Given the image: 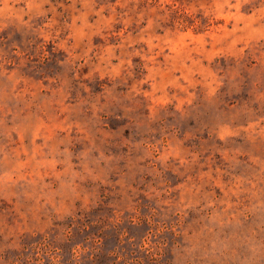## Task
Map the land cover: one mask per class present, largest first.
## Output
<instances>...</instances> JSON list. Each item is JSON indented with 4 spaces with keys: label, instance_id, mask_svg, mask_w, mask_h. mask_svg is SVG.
<instances>
[{
    "label": "rangeland",
    "instance_id": "rangeland-1",
    "mask_svg": "<svg viewBox=\"0 0 264 264\" xmlns=\"http://www.w3.org/2000/svg\"><path fill=\"white\" fill-rule=\"evenodd\" d=\"M260 2L249 0L237 9L236 0H145L150 17H161L162 22L137 51L170 67L192 64L202 73L193 81L192 113L177 116L175 109L184 103L185 93L175 88L167 95L152 96L148 105L150 112L160 109L165 119L175 121L172 131L178 150L195 157L178 172L182 184L173 186L155 161L153 149L163 154L164 137L145 140L138 162L130 153L105 148V141L96 153L89 146L74 153L73 148L89 142L73 136L70 123L65 136H58L59 124L43 103L36 104L38 123L25 128L31 118L27 109L35 101L28 90L37 87L35 82H25L9 93L7 120L0 85V145L8 143L18 151L13 170L0 167V264H121L126 240L139 237L146 246L154 235L184 222L190 193L197 198L193 207L199 220L195 222H211L217 237L264 228ZM12 27L19 26L13 23ZM113 31L123 28L118 25ZM44 54L51 52L45 48ZM149 95L144 92L146 98ZM189 117L196 122L185 133L196 140L191 146L179 139V128ZM103 135L107 138L109 133ZM121 160L126 161L123 167ZM129 264H143V260Z\"/></svg>",
    "mask_w": 264,
    "mask_h": 264
},
{
    "label": "clouds",
    "instance_id": "clouds-1",
    "mask_svg": "<svg viewBox=\"0 0 264 264\" xmlns=\"http://www.w3.org/2000/svg\"><path fill=\"white\" fill-rule=\"evenodd\" d=\"M248 3L249 0H236L234 6L239 9ZM150 11L145 0H0L4 119L9 116V93L14 94L17 86L25 82H35L37 87L28 90L29 98L35 97V101L27 109L31 118L25 128L38 123L40 113L36 104L43 103L46 112L59 124L58 136H65L70 123L72 135L89 142L73 148L74 153L83 152L86 146L96 153L97 146L105 141V148L110 147L117 154L130 153L137 162L145 140L164 137L167 144L163 154L153 149L155 161L173 186L184 183L178 172L190 166L195 157L178 150L172 131L175 121L165 119L160 109L150 112L148 105L152 96L167 95L175 88L185 93L184 103L175 109L177 116L192 113L193 81L199 80L202 73L192 64L170 67L154 57L141 56L137 48L154 27H159L158 21L162 22L161 17H150ZM258 12L264 16V0ZM89 18L93 19L91 24L87 22ZM13 23L23 31L12 27ZM118 25L122 32L113 31ZM45 48L50 55L44 54ZM145 91L150 93L147 98ZM173 110L169 106L168 111ZM69 113L71 120H67ZM195 127V120L189 117L179 128V139L187 146L196 140L185 133ZM103 132L109 136L106 138ZM113 132L115 136L111 135ZM17 160V148L8 143L0 145V167L13 170ZM125 164L126 161H120V166ZM186 199L184 206L188 212L184 222L154 235L146 246H142L139 237L126 240L121 264L138 258H142L143 264H264V228L217 237L211 222H195L199 220L198 209L193 207L196 194L190 193Z\"/></svg>",
    "mask_w": 264,
    "mask_h": 264
}]
</instances>
